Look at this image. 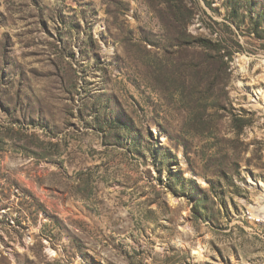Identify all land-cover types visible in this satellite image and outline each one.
Listing matches in <instances>:
<instances>
[{
    "label": "rangeland",
    "instance_id": "374dc122",
    "mask_svg": "<svg viewBox=\"0 0 264 264\" xmlns=\"http://www.w3.org/2000/svg\"><path fill=\"white\" fill-rule=\"evenodd\" d=\"M264 0H0V264H264Z\"/></svg>",
    "mask_w": 264,
    "mask_h": 264
},
{
    "label": "built area",
    "instance_id": "2783aa9c",
    "mask_svg": "<svg viewBox=\"0 0 264 264\" xmlns=\"http://www.w3.org/2000/svg\"><path fill=\"white\" fill-rule=\"evenodd\" d=\"M243 217L246 222H248V224H250V222H261V224L263 225V232L254 231V233L258 237L264 238V206H262L260 209H254V215H247L245 210Z\"/></svg>",
    "mask_w": 264,
    "mask_h": 264
},
{
    "label": "bare ground",
    "instance_id": "6f19581e",
    "mask_svg": "<svg viewBox=\"0 0 264 264\" xmlns=\"http://www.w3.org/2000/svg\"><path fill=\"white\" fill-rule=\"evenodd\" d=\"M249 210L246 211V214L247 215H254V211L253 210L249 211ZM250 225L255 227V232H263V225L261 224V222H250ZM258 238H260V237H258ZM260 239L264 241V238H260Z\"/></svg>",
    "mask_w": 264,
    "mask_h": 264
}]
</instances>
